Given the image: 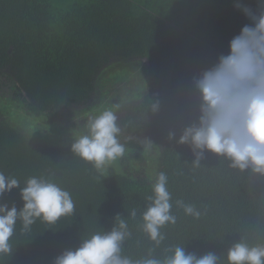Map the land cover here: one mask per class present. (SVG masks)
Here are the masks:
<instances>
[{"label":"trees","instance_id":"16d2710c","mask_svg":"<svg viewBox=\"0 0 264 264\" xmlns=\"http://www.w3.org/2000/svg\"><path fill=\"white\" fill-rule=\"evenodd\" d=\"M241 2L253 12L264 8L260 0ZM234 4L0 0V172L16 178L20 187L32 177L51 180L75 204L72 215L55 224L37 219L27 232L18 220L10 239L13 253L0 257V264H53L65 250L118 226L120 218L131 233L122 255L134 262L163 260L181 246L197 257L221 255L220 264H228L227 250L238 240L264 244V178L230 168L211 153L196 166L190 147L176 143L198 115L192 78L226 54L231 38L251 23ZM107 69H141L144 76L139 95L119 118V140L127 154L109 176L72 153L70 144L44 140L47 130L58 135L60 126L91 109ZM149 96L160 103L157 113L148 111ZM14 105L28 119H49L40 124L46 133L33 136L11 125L7 116ZM169 132L176 138L169 140ZM148 137L155 159L146 154ZM160 172L168 178L176 222L160 229L164 239L156 244L143 230L142 214ZM178 201L201 215H186ZM0 203L22 208L20 189L4 194Z\"/></svg>","mask_w":264,"mask_h":264},{"label":"clouds","instance_id":"9594fccd","mask_svg":"<svg viewBox=\"0 0 264 264\" xmlns=\"http://www.w3.org/2000/svg\"><path fill=\"white\" fill-rule=\"evenodd\" d=\"M260 3L264 4V0ZM234 6L251 23L231 38L226 54L218 55L211 66L192 78L198 115L183 128L176 143L190 147L196 166L201 165L205 153H211L223 158L230 168L264 178V8L253 12L241 0H235ZM150 101L148 111L157 113L159 101L153 97ZM118 121L112 109L91 118L87 132L73 140L71 152L103 174L108 165L125 154ZM168 138L173 140L176 134L169 132ZM167 183V175L160 172L153 185L154 197L149 198L151 203L142 214L143 230L156 244L164 239L160 229L176 222ZM16 188L20 189L22 208L0 203V257L13 253L10 239L18 220L27 232L37 219L55 224L61 217L72 215L75 209L71 194L51 180L32 177L25 187H20L16 178L0 172V197ZM177 203L186 215L196 218L201 215L194 206ZM131 215L135 217L136 212L133 210ZM130 234L126 221L120 218L118 226L93 234L75 250H65L53 264H220L221 261V255L213 252L197 257L187 253L185 247L176 246L163 260L147 258L134 262L122 255V243ZM226 260L228 264H264V244L249 245L240 239L227 250Z\"/></svg>","mask_w":264,"mask_h":264},{"label":"rangeland","instance_id":"374dc122","mask_svg":"<svg viewBox=\"0 0 264 264\" xmlns=\"http://www.w3.org/2000/svg\"><path fill=\"white\" fill-rule=\"evenodd\" d=\"M143 83L144 76L142 75L141 69L130 70L127 71V73L107 69L99 80L100 93L95 97L94 102H92L93 105L91 109L88 112H80L77 116L71 119L68 124L63 125L62 127L60 126L58 135H54L52 131L47 130L48 135H44L45 142H51L52 144L57 145H71L75 138L87 132L89 120L99 115L106 109L116 111L118 117L120 118L122 113H124L125 107L131 106L136 97L139 95ZM7 117V120H9L8 122H10L11 125L33 136H41L43 135V132L46 133L44 128H40V124L45 120L49 121V119L42 117H39V122L30 119L32 117L28 119L26 115L21 114L18 106L15 105L12 110L10 109V116ZM64 126L66 127L65 130L63 129ZM146 139L149 140V137ZM150 141L152 142V140ZM52 144L49 145L56 146ZM148 146L150 149L146 151L147 156L151 159H155L157 152L154 149L153 143L148 142ZM126 154L127 152H125L123 157H125ZM123 157L108 165L103 174L109 176L116 173L120 168L119 162ZM136 165L139 166L140 163L137 162Z\"/></svg>","mask_w":264,"mask_h":264}]
</instances>
